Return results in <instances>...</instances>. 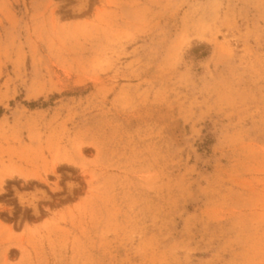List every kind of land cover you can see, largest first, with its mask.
<instances>
[{
  "label": "rangeland",
  "instance_id": "rangeland-1",
  "mask_svg": "<svg viewBox=\"0 0 264 264\" xmlns=\"http://www.w3.org/2000/svg\"><path fill=\"white\" fill-rule=\"evenodd\" d=\"M0 264H264V0H0Z\"/></svg>",
  "mask_w": 264,
  "mask_h": 264
}]
</instances>
